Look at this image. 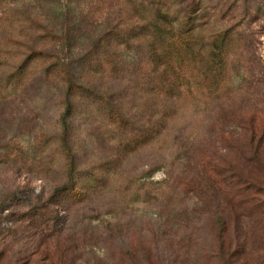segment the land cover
<instances>
[{
	"label": "rangeland",
	"instance_id": "1",
	"mask_svg": "<svg viewBox=\"0 0 264 264\" xmlns=\"http://www.w3.org/2000/svg\"><path fill=\"white\" fill-rule=\"evenodd\" d=\"M140 53L123 56V81L88 74L106 97L73 111L69 189L63 92L34 78L0 102V264H264V221L226 206L219 189V172L258 174L243 131L221 121V108L162 104ZM109 95L124 123L109 117ZM263 106L252 96L228 108L259 117Z\"/></svg>",
	"mask_w": 264,
	"mask_h": 264
},
{
	"label": "trees",
	"instance_id": "2",
	"mask_svg": "<svg viewBox=\"0 0 264 264\" xmlns=\"http://www.w3.org/2000/svg\"><path fill=\"white\" fill-rule=\"evenodd\" d=\"M263 15L264 0H0V102L34 78L63 92L60 148L69 158V189L75 174L73 111L79 99L106 97L88 74L123 81L128 70L123 56L138 50L150 78L158 80L162 104L176 107L189 100L207 111L218 107L221 121L243 131L258 174L219 172V189L226 206L264 221V106L259 117H237L228 108L252 96L264 99V67L256 55ZM107 98L109 117L124 123L115 100ZM215 187L214 181L209 194ZM219 218L223 227V215Z\"/></svg>",
	"mask_w": 264,
	"mask_h": 264
}]
</instances>
